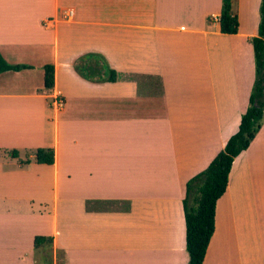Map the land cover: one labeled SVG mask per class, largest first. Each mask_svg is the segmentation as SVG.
Segmentation results:
<instances>
[{
	"label": "crops",
	"instance_id": "1",
	"mask_svg": "<svg viewBox=\"0 0 264 264\" xmlns=\"http://www.w3.org/2000/svg\"><path fill=\"white\" fill-rule=\"evenodd\" d=\"M259 5L226 34L221 0H0V53L30 66L0 73V264H188L186 183L249 104ZM202 264H264V115Z\"/></svg>",
	"mask_w": 264,
	"mask_h": 264
},
{
	"label": "trees",
	"instance_id": "2",
	"mask_svg": "<svg viewBox=\"0 0 264 264\" xmlns=\"http://www.w3.org/2000/svg\"><path fill=\"white\" fill-rule=\"evenodd\" d=\"M235 0H221L219 16L220 31L235 34L238 30V18L232 10ZM255 66V78L249 96V104L242 113L238 128L226 141L224 147L214 156L205 169L194 175L186 183V196L183 199L185 221V246L188 251V264H202L208 245L215 229V211L218 199L225 192L228 174L236 156L246 150L260 128L264 115V0H260L257 36L251 38ZM83 57L78 58L79 61ZM30 66L10 64L0 53V73L8 70H21ZM76 69L87 76L80 63ZM113 81L114 76L106 78ZM53 66H44V86H53ZM12 157H17L16 150H11ZM35 159L39 163L52 164V148H37ZM43 242L51 243L52 236H35L34 246Z\"/></svg>",
	"mask_w": 264,
	"mask_h": 264
},
{
	"label": "built area",
	"instance_id": "3",
	"mask_svg": "<svg viewBox=\"0 0 264 264\" xmlns=\"http://www.w3.org/2000/svg\"><path fill=\"white\" fill-rule=\"evenodd\" d=\"M67 14H68V15H71V14H72L71 10L68 11ZM55 104L58 105V106H62V105H63V101H62V99L57 98V99L55 100Z\"/></svg>",
	"mask_w": 264,
	"mask_h": 264
},
{
	"label": "rangeland",
	"instance_id": "4",
	"mask_svg": "<svg viewBox=\"0 0 264 264\" xmlns=\"http://www.w3.org/2000/svg\"><path fill=\"white\" fill-rule=\"evenodd\" d=\"M253 85V84H252ZM251 93V92H250ZM262 122H263V118H262V120L260 121V125H262Z\"/></svg>",
	"mask_w": 264,
	"mask_h": 264
}]
</instances>
